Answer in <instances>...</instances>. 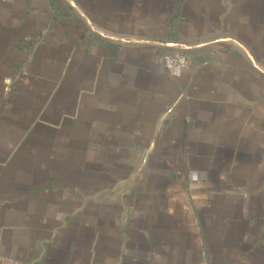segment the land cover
I'll use <instances>...</instances> for the list:
<instances>
[{
  "label": "crops",
  "instance_id": "1",
  "mask_svg": "<svg viewBox=\"0 0 264 264\" xmlns=\"http://www.w3.org/2000/svg\"><path fill=\"white\" fill-rule=\"evenodd\" d=\"M0 264H264V0H0Z\"/></svg>",
  "mask_w": 264,
  "mask_h": 264
},
{
  "label": "built area",
  "instance_id": "2",
  "mask_svg": "<svg viewBox=\"0 0 264 264\" xmlns=\"http://www.w3.org/2000/svg\"><path fill=\"white\" fill-rule=\"evenodd\" d=\"M5 1L11 2L14 0ZM161 62L165 67L167 73L173 78L180 77L183 72L189 69L191 66L190 57L183 52H164L161 56Z\"/></svg>",
  "mask_w": 264,
  "mask_h": 264
}]
</instances>
